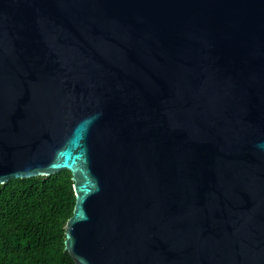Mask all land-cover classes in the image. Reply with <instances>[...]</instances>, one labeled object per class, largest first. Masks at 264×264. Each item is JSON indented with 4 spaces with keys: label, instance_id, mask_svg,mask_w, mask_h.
Segmentation results:
<instances>
[{
    "label": "water",
    "instance_id": "obj_1",
    "mask_svg": "<svg viewBox=\"0 0 264 264\" xmlns=\"http://www.w3.org/2000/svg\"><path fill=\"white\" fill-rule=\"evenodd\" d=\"M61 171L74 264H264V0H0V184Z\"/></svg>",
    "mask_w": 264,
    "mask_h": 264
},
{
    "label": "trees",
    "instance_id": "obj_2",
    "mask_svg": "<svg viewBox=\"0 0 264 264\" xmlns=\"http://www.w3.org/2000/svg\"><path fill=\"white\" fill-rule=\"evenodd\" d=\"M74 203L68 171L0 184V264H74L64 249Z\"/></svg>",
    "mask_w": 264,
    "mask_h": 264
}]
</instances>
